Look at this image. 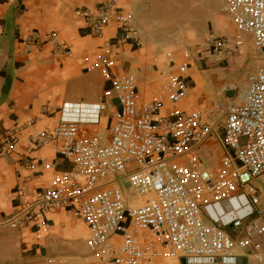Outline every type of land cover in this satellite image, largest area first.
Returning <instances> with one entry per match:
<instances>
[{"label":"built area","instance_id":"obj_1","mask_svg":"<svg viewBox=\"0 0 264 264\" xmlns=\"http://www.w3.org/2000/svg\"><path fill=\"white\" fill-rule=\"evenodd\" d=\"M219 1L232 20L235 38L231 45L226 37L211 36L207 53L230 55L231 46L244 44L264 53V0ZM79 14L94 36H101L105 26L116 21L124 40L142 46L141 39L133 36L134 18L114 0L102 2L95 13L80 10ZM55 37L54 32L45 40L29 33L24 41L40 48ZM55 46L59 55L71 54L65 43L58 41ZM166 55L172 63V53ZM86 62L98 68L111 88L90 116H64L51 129L33 131L31 140L36 145L59 141L57 153L71 168L24 198L6 223L50 232L52 224L45 216L62 209L67 219L80 218L87 225L89 253L49 256L46 264H144L154 258L182 257L186 264H237L236 247H250L264 259V243L253 239L264 234V225L258 219L247 220L254 214L264 216V209H254L260 197L252 184L264 173V62L249 72L241 101L226 106L223 154L217 167H206L195 151L212 136L217 120H206L198 110L174 109L161 115L166 101L176 103L187 93V61L176 64L177 73L169 75L162 90L154 89L145 104L139 102L133 74H113L112 60L102 56L86 57ZM112 91L119 106L110 114L109 135L87 132L84 126L99 122ZM18 142L16 132H6L0 139V156L11 154ZM22 166L37 171L39 165L24 159ZM121 177L137 194L148 196L144 203H126L113 184ZM63 231L62 226L60 236Z\"/></svg>","mask_w":264,"mask_h":264},{"label":"crops","instance_id":"obj_2","mask_svg":"<svg viewBox=\"0 0 264 264\" xmlns=\"http://www.w3.org/2000/svg\"><path fill=\"white\" fill-rule=\"evenodd\" d=\"M106 1L111 0H0V139L10 131L19 137L13 152L0 156V264H46L49 256L80 257L90 252L87 225L80 218L67 219L62 209L45 216L52 224L50 232L6 223L24 198L71 168V163L57 153L59 141L36 145L31 140L33 131L51 129L64 116H90L91 109L111 88L98 68H90L86 57L112 60L111 72L115 75L133 74L141 104L151 101L154 89H163L169 75L177 73L176 64L187 61V93L176 103L166 101L161 115H170L174 109L198 110L206 120H217L212 136L195 151L206 167H211L208 160H218L226 106L239 103L247 85L237 82L229 71L230 65H240L238 56L243 54V47L231 46L230 55L206 51L211 36L226 37L233 44L234 26L222 11V3L215 0L218 5L210 6L205 0H114L135 20L133 36L142 41V46L136 48L132 39L122 38L118 22L111 21L101 36H94L86 18L79 14L80 10L95 13ZM149 8L157 14L173 15V21L153 20L144 13ZM51 32L56 37L46 40L40 48L24 41L29 33L45 40ZM58 41L70 48L69 56L57 53ZM168 52L173 55L172 63ZM107 103L99 122L84 126L87 132L109 135L110 114L119 106L115 92ZM24 159L36 162L38 170L24 168ZM44 163L52 167L46 169L41 165ZM258 204L255 210L264 209ZM253 219L264 225V216L254 214L247 220ZM8 226L11 229L7 230ZM253 239L264 243V234ZM233 254L237 264H264V259L257 258L250 247H236ZM177 263L182 264L180 260L163 262L158 258L144 264Z\"/></svg>","mask_w":264,"mask_h":264},{"label":"rangeland","instance_id":"obj_3","mask_svg":"<svg viewBox=\"0 0 264 264\" xmlns=\"http://www.w3.org/2000/svg\"><path fill=\"white\" fill-rule=\"evenodd\" d=\"M206 3H208L210 6L215 5L217 6V2L215 0H205ZM144 13L149 15L153 20L156 19V21H173V15H167L164 13L163 15L157 14L156 11L153 8H149L148 11L144 9ZM228 37H230V40H233L232 34H227ZM243 54L238 56V60L240 62V65H230L229 71L233 72L235 75V79L239 83L247 82V77L250 71H253L258 63L264 62V53L257 51L253 49L249 44L243 45ZM220 148L218 150V160L216 162H212L211 160H208V164H211V167H217L220 163L221 156L223 154V149ZM210 162V163H209ZM122 178V177H121ZM252 184L258 188L259 190V197L260 202L258 206L260 208H264V173L255 178L252 182ZM116 185L121 189L124 198L126 200V203L130 206H138L142 204L147 199V195L137 194L128 184V181L125 178H122L121 180L116 182ZM7 230L11 229L10 226L6 227ZM67 254H73V253H67ZM158 259V258H154ZM163 262H171L173 260H163L160 259ZM178 264V263H177Z\"/></svg>","mask_w":264,"mask_h":264},{"label":"water","instance_id":"obj_4","mask_svg":"<svg viewBox=\"0 0 264 264\" xmlns=\"http://www.w3.org/2000/svg\"><path fill=\"white\" fill-rule=\"evenodd\" d=\"M180 261H181L182 264H186V258L182 257V258L180 259Z\"/></svg>","mask_w":264,"mask_h":264},{"label":"trees","instance_id":"obj_5","mask_svg":"<svg viewBox=\"0 0 264 264\" xmlns=\"http://www.w3.org/2000/svg\"><path fill=\"white\" fill-rule=\"evenodd\" d=\"M7 87H8V83L6 82L5 88H7ZM3 93H5V91Z\"/></svg>","mask_w":264,"mask_h":264}]
</instances>
